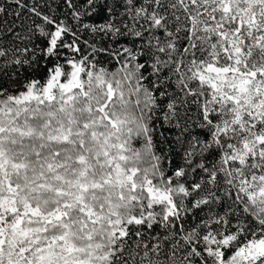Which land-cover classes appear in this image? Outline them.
Instances as JSON below:
<instances>
[{"label": "snow or ice", "instance_id": "6c2138e0", "mask_svg": "<svg viewBox=\"0 0 264 264\" xmlns=\"http://www.w3.org/2000/svg\"><path fill=\"white\" fill-rule=\"evenodd\" d=\"M0 264H264V0H0Z\"/></svg>", "mask_w": 264, "mask_h": 264}, {"label": "trees", "instance_id": "16d2710c", "mask_svg": "<svg viewBox=\"0 0 264 264\" xmlns=\"http://www.w3.org/2000/svg\"><path fill=\"white\" fill-rule=\"evenodd\" d=\"M169 135H170V133H169Z\"/></svg>", "mask_w": 264, "mask_h": 264}]
</instances>
